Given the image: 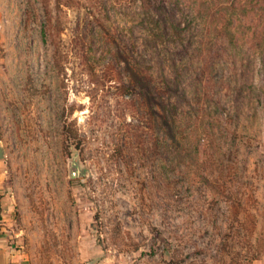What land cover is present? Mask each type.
<instances>
[{
	"label": "rangeland",
	"instance_id": "1",
	"mask_svg": "<svg viewBox=\"0 0 264 264\" xmlns=\"http://www.w3.org/2000/svg\"><path fill=\"white\" fill-rule=\"evenodd\" d=\"M0 149L23 264H264V0H0Z\"/></svg>",
	"mask_w": 264,
	"mask_h": 264
},
{
	"label": "crops",
	"instance_id": "2",
	"mask_svg": "<svg viewBox=\"0 0 264 264\" xmlns=\"http://www.w3.org/2000/svg\"><path fill=\"white\" fill-rule=\"evenodd\" d=\"M0 264H23L22 254L15 249V245L12 244V242H10L8 237L1 235H0Z\"/></svg>",
	"mask_w": 264,
	"mask_h": 264
},
{
	"label": "water",
	"instance_id": "3",
	"mask_svg": "<svg viewBox=\"0 0 264 264\" xmlns=\"http://www.w3.org/2000/svg\"><path fill=\"white\" fill-rule=\"evenodd\" d=\"M2 156V149H0V157Z\"/></svg>",
	"mask_w": 264,
	"mask_h": 264
}]
</instances>
